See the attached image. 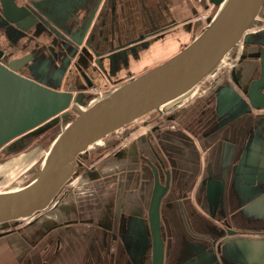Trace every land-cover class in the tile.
Instances as JSON below:
<instances>
[{
    "label": "water",
    "instance_id": "1",
    "mask_svg": "<svg viewBox=\"0 0 264 264\" xmlns=\"http://www.w3.org/2000/svg\"><path fill=\"white\" fill-rule=\"evenodd\" d=\"M208 1L193 42L104 95L24 76L38 49L14 59L0 47V163L52 138L31 183L0 193V240L26 224L36 239L54 230L35 264H264V0ZM55 3L0 0V20L15 34L38 28L29 44L54 43L57 20L73 21L71 2ZM174 121L182 133L160 147L158 129ZM104 177L111 191L89 197L97 215L79 222L72 185Z\"/></svg>",
    "mask_w": 264,
    "mask_h": 264
},
{
    "label": "flooded vegetation",
    "instance_id": "2",
    "mask_svg": "<svg viewBox=\"0 0 264 264\" xmlns=\"http://www.w3.org/2000/svg\"><path fill=\"white\" fill-rule=\"evenodd\" d=\"M39 0H16L18 5L20 6H28L32 2H36ZM56 5H63L68 0H55ZM71 2V15L73 16V21L70 23V29H67L68 26H65L58 19L57 22L60 25V36L62 38H54V43L49 42V40H41L42 43L35 45V50L38 49L37 54H35V58L33 59V63H37L36 58L38 54L44 53L49 50L50 47H54L56 50L55 58H56V69L51 76H44L42 80L46 84H49L48 81L51 80L49 85H55L61 91L66 92H80V91H89L94 92L97 90H107L111 85H116L125 78L132 77L135 75V71L139 66L140 61L145 59H153L155 57H160L165 54L160 52L164 51L170 46V41L173 40L172 33H178L182 38L179 40H183L184 44L188 41L190 42L192 36L190 35L192 31L191 26L187 25L190 23L180 24L178 20L167 24L165 26L156 28L155 25H152L149 30H147L144 34L139 36L137 39L127 43L123 48L118 50H109L104 52L101 49L103 45L108 43L109 41H118L120 38L117 35V27L120 22L118 20V11H121V15L124 18V24L127 25L128 22L125 18L124 10L125 3L123 0H69ZM154 2L155 0H150ZM187 7L192 0H180ZM202 3L199 6L208 7L209 1L202 0ZM191 5V4H190ZM192 12L196 13L195 7L192 9V5L190 7ZM147 11V10H145ZM193 13V14H194ZM110 19V23H112L113 30L108 33L107 25L108 20ZM186 21V20H185ZM198 22V21H196ZM30 24H23V28H28ZM182 25V26H181ZM38 28H33L26 33L18 32L12 33L5 24L0 20V47L1 40H7L9 38L6 37L5 33L9 32L10 39L15 41L25 40L28 42L34 38L33 35L36 34V30ZM182 29V30H181ZM72 37H69L68 34ZM30 38H29V36ZM33 36V38H32ZM170 36L169 41L168 38ZM190 36V37H189ZM28 37V38H27ZM27 38V39H26ZM63 38H66L63 40ZM177 39V38H176ZM175 39V40H176ZM81 41L82 47L80 52H74L75 43ZM170 42V43H169ZM71 45H70V44ZM27 44V43H26ZM25 44V46H26ZM24 46V47H25ZM62 46L65 48L62 49ZM168 50V49H167ZM166 50V51H167ZM159 52V53H157ZM162 53V54H161ZM30 54V53H28ZM27 54V55H28ZM70 55H72L70 57ZM46 63V62H44ZM43 63V64H44ZM70 63V64H69ZM69 64V65H68ZM22 70V75L30 77V70ZM63 71L62 80L58 79L59 74ZM50 75V74H49ZM32 76V75H31ZM192 112V111H191ZM190 111H183L177 119L181 122L185 118L184 116L188 115ZM160 136L155 137L154 141L159 144L160 141L163 143H167L170 137L178 136L182 133L183 129L179 126L177 121H174L172 124L164 123L158 129ZM138 135L132 136L129 141L132 143L136 140ZM108 141H112L111 139ZM110 158V157H109ZM107 158V160L109 159ZM89 168H94L95 165H88ZM97 167H95L96 169ZM122 173H120L121 175ZM114 175H118L114 173ZM118 175V176H120ZM123 175V174H122ZM104 183L99 186H89L86 183L77 181L73 187V196L76 199V211H77V220L81 222V220L90 221L95 218L94 210L95 206L93 203H90L92 200L89 197H92L94 194L99 198L100 196H107L111 191V187L106 185L105 181L107 178L104 177ZM94 184V183H93ZM91 184V185H93ZM106 188V189H104ZM86 191V192H85ZM85 193V195H83ZM83 195L82 197H78V195ZM63 204V208L67 209V212L64 213L65 218L69 221L73 216L70 208L66 205L67 200L64 199L61 201ZM67 214V215H66ZM71 214V215H70ZM75 214V213H74ZM56 215V214H55ZM76 216V215H75ZM27 225V224H26ZM24 226L23 231H28ZM77 226H82L81 224H77ZM54 230H51L48 234L38 235L36 237H29L26 239L24 235L21 233H11L9 235L4 236L1 239H10L17 236L22 238L21 241L24 244H18V240L15 243L16 245L10 246L0 250V264H35L34 261L29 260L31 255H28L29 251L26 247L31 248V250L39 249H47L48 245H44V243L48 242V237L52 234ZM29 232V231H28ZM37 240V244L32 245L31 242ZM10 242V240H8ZM25 246V247H24ZM31 246V247H30ZM62 246H57V249H61ZM1 249V248H0ZM11 249V250H10ZM11 253H15V261L10 260ZM32 254V252H31ZM22 255H26L25 257ZM8 257V259H7ZM10 257V258H9ZM7 259V260H6ZM45 263V262H42Z\"/></svg>",
    "mask_w": 264,
    "mask_h": 264
},
{
    "label": "crops",
    "instance_id": "3",
    "mask_svg": "<svg viewBox=\"0 0 264 264\" xmlns=\"http://www.w3.org/2000/svg\"><path fill=\"white\" fill-rule=\"evenodd\" d=\"M201 1L202 0H192V2L189 3V6L191 7V5H193V7H195L194 10H196V12H199V9L201 7L203 9L205 8L204 6H199L202 3ZM123 2L125 3V5H124V10L122 11V13H124L128 24L125 25L123 23L124 18L121 15V11H118V16H119L118 20H119L120 24L117 27L116 31H117V35L120 39L118 41H109L110 38H108V43L106 45H103L100 49L104 52H107L109 50H118V49L123 48L125 45H127V43L137 39L139 36L144 34L147 30H149L151 28L152 25H155L154 27L159 29V27L170 24V23L174 22L175 20H178V22L182 21L184 18H179L182 15V11H181L182 6L187 7L180 0H155L154 2H152L150 0H123ZM145 10H147V11H145ZM184 11H185V9H184ZM188 13H189V11H188ZM200 15H201V13H200ZM190 22L188 21V23H190ZM192 22H195V21L192 20ZM183 23L184 22H180V24H183ZM107 29H108V33H110L113 30L112 23H110V19L108 20ZM172 34H173V38H175V39L177 38V39L175 41L171 40L170 41L171 43L169 42L170 46H169V48H167L168 50L166 49L167 51L166 50L160 51L162 53L165 52V54L163 56H160V57L158 56V57H155L153 59H167L169 57L171 58L174 56V53L177 52L179 47L181 45H183L184 41L179 40L182 37L179 36V34L175 33V32ZM29 38H30V36H29ZM26 43L27 42L24 39L21 41H17L15 43H13V42L11 43V41H9V40H6V41L1 40V48H4L6 50L7 54H12L11 58L15 59V58H20L22 56H25L28 53L32 54L31 53L33 50L32 47L42 43V41L36 40V41H32L30 44L27 43L28 48H25ZM50 43L52 45V41H50ZM55 53H56V50L52 47V48H49V50H47L46 52L38 54V56L36 58V61L38 62V64H36L37 67L32 69L31 67L33 66L32 65L33 63H31V65L29 67H27L26 70L29 71L31 69L29 73L34 76V79H42V77H44V76H51L56 69L55 63L57 60L55 58ZM157 53H159V52H157ZM35 54H37V53H35ZM153 59L148 60V59L143 58L140 61L139 66L137 67V70L139 68H142L143 66H145L147 63H149ZM44 62H46V63H44ZM48 63H50V64H48ZM48 83L50 84L51 80H49ZM191 99H192V95L186 96L178 106H175V108L179 109L180 107L184 108L185 106H188L187 103H189L191 101ZM104 189H106V188H104ZM36 233L37 232L24 231V235L27 236L28 238L33 237L34 235H37ZM20 238H22V237L17 236V238L16 237L10 238V239H7V242H8V240H10L9 243H13V245H16L15 243L18 240V242H19L18 244H23ZM37 240L31 242L30 244H32V243H34V245L37 244ZM8 245L9 244H7V246ZM29 250L32 252V254H31V252H28V255H31V256H30V258L27 259V261H29V260L34 261V258L36 256L33 254H36V255L38 254L37 255L39 257L38 262H43V259L46 260L49 258V256H47L45 254H41V250L39 248H36V250H33V251L31 250V248H29ZM35 252H37V253H35ZM22 256L25 257L26 255H22ZM7 259H8V257H7ZM25 260H26V257H25ZM58 263H60V262H58ZM67 264H71V262H69V263L67 262ZM72 264H78L77 262H75V258H74Z\"/></svg>",
    "mask_w": 264,
    "mask_h": 264
},
{
    "label": "rangeland",
    "instance_id": "4",
    "mask_svg": "<svg viewBox=\"0 0 264 264\" xmlns=\"http://www.w3.org/2000/svg\"><path fill=\"white\" fill-rule=\"evenodd\" d=\"M184 9H185V11H184ZM192 9H193V5H192ZM181 11H182V15L179 18H184L181 22H184L186 24L188 21L189 22L191 21L190 23H192V20L194 21L195 19H198L200 17V13L201 14H205L206 13L207 15L208 14L210 15L211 8L206 9V7H205L203 9L201 7L199 9V12L194 13L190 9V7L182 6V10ZM188 11H189V13H188ZM190 35L192 36V38H189V39H191L190 42L188 41L187 43L185 42V44L183 43V45H181L179 47V49L177 50L176 53H174V55L177 54L178 52H180V50L183 47H185L186 45H189L191 42H193L194 33L191 32ZM172 37H173V35H172ZM169 39H170V36H169L167 41H169ZM173 41H175V38H173ZM169 58H167V59H153L152 61L147 63L142 68H139L138 70L136 69L135 75H133V76L140 75L144 71H146V70H148L150 68H153V67H155V66H157V65H159V64H161V63H163L165 61H167ZM238 61H239V58H238V60L235 61V64H237ZM225 67H227V68H231L232 67L233 68V58L231 60H229L227 64H225ZM127 79L128 78H125V80H123V81H126ZM113 86L111 85V87H109V89H107V90H97V91H94L93 93H95V94H103L104 95V94L108 93ZM194 101H195V103L198 102V100H194ZM187 112H188V110H187ZM51 143H52V138H47L44 141H42L40 143V145H37L35 148H33L30 152L25 153V154H23V155H21V156H19L17 158L5 161L4 163H0V193L17 191V190L22 189L23 187H25L27 184H29V182L32 180L34 174L36 173V171L39 169L40 165L42 164L47 152L49 151V149L51 147ZM100 145L101 144H99L98 146H100ZM159 145L161 147V146L165 145V143H163V141H160ZM35 156H37V157H35ZM30 158H31V161L29 163H26V166L25 165H20L15 170H12V171L8 169L13 164H15L17 162H20V161H24V160L30 159ZM125 174H126V172H124L122 177H124ZM73 186H74V184H73ZM24 226L25 225H22V226L18 227L17 229L18 230L19 229H24ZM22 243L24 244V242H22ZM7 244H8L7 239H1L0 240V248H1L0 250L4 249V247L8 248ZM11 254L13 256H15V253H11ZM0 258H1V256H0Z\"/></svg>",
    "mask_w": 264,
    "mask_h": 264
},
{
    "label": "bare ground",
    "instance_id": "5",
    "mask_svg": "<svg viewBox=\"0 0 264 264\" xmlns=\"http://www.w3.org/2000/svg\"><path fill=\"white\" fill-rule=\"evenodd\" d=\"M238 58H236V60H237ZM183 100V99H182ZM182 100L181 101H178L177 103H175L174 105H172V108L173 107H175V106H178L181 102H182ZM94 103H96V101H94ZM93 103V104H94ZM92 104V105H93ZM42 145V144H41ZM35 148V147H34ZM33 149V148H32ZM32 149H30V150H28L27 152H24V153H22V154H20V155H18V156H16V157H13V158H10V159H8V160H11V159H14V158H17V157H19V156H21V155H23V154H25V153H28V152H30ZM47 155V154H46ZM35 157H37V156H35ZM34 157V158H35ZM46 157V156H45ZM37 159V158H36ZM45 159V158H44ZM8 160H6V161H8ZM31 161V158L30 159H27V160H24V161H20V162H17V163H15V164H13L12 166H10L8 169L9 170H15L18 166H20V165H25L26 166V163H29ZM32 181V180H31ZM31 181L29 182V184L31 183ZM29 184H27L26 186H28ZM25 186V187H26ZM20 190V189H19ZM19 190H17V191H13V192H9V193H16V192H18Z\"/></svg>",
    "mask_w": 264,
    "mask_h": 264
},
{
    "label": "built area",
    "instance_id": "6",
    "mask_svg": "<svg viewBox=\"0 0 264 264\" xmlns=\"http://www.w3.org/2000/svg\"><path fill=\"white\" fill-rule=\"evenodd\" d=\"M208 15L206 13L205 14H201L200 17L198 18V20L199 21H205L208 18Z\"/></svg>",
    "mask_w": 264,
    "mask_h": 264
}]
</instances>
